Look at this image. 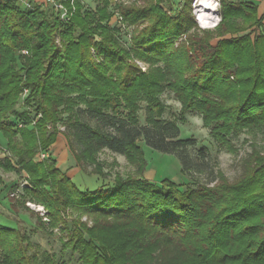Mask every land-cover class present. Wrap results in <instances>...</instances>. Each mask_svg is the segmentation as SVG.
<instances>
[{"label":"trees","instance_id":"16d2710c","mask_svg":"<svg viewBox=\"0 0 264 264\" xmlns=\"http://www.w3.org/2000/svg\"><path fill=\"white\" fill-rule=\"evenodd\" d=\"M122 1L116 9L135 27L132 45L140 57L162 61L164 71L142 73L119 47L118 30L103 24L111 17L110 0H102L97 16L84 10L80 0H67L68 23L35 0H29L30 7L22 0H0V132L19 171L31 180L26 192L47 210L55 228L68 229L70 206L95 218L93 229L76 222L65 244L81 251L83 264H130L133 253L146 250L151 255L159 248L173 256L172 264H264V153H253L245 174L234 183L222 177L215 187L185 191L170 180L155 184L142 176L146 160L137 144L142 132L136 116L139 101L145 99L148 125L160 139L149 145L181 160V151L195 141H166L180 131L175 123L160 119L165 107L159 95L165 87L175 93L183 113L202 115L222 147L232 151L230 136L244 129L264 131V14L258 18L257 7L242 1L220 0L222 19L215 30L189 34L197 27L193 0H183L178 16L171 15L176 0H141L142 5L129 6ZM182 36L185 41L176 46ZM93 48L104 63L93 60ZM23 50L28 54L20 55ZM25 88L29 94L24 110L18 111ZM81 103L107 128L83 121L82 109L75 110ZM123 105L129 110L127 120L116 115ZM67 111L69 118L63 122ZM12 118L28 127L17 128ZM60 134L77 160L92 159L106 148L140 163V177L117 179L112 187L80 189L55 160L43 157ZM17 135L21 142L14 143ZM0 164L7 170L14 167L10 159ZM25 243L18 228L0 224V264H32L35 258Z\"/></svg>","mask_w":264,"mask_h":264},{"label":"rangeland","instance_id":"374dc122","mask_svg":"<svg viewBox=\"0 0 264 264\" xmlns=\"http://www.w3.org/2000/svg\"><path fill=\"white\" fill-rule=\"evenodd\" d=\"M121 0H110L108 11L111 15L104 25L110 28H116V40L119 47L125 50L130 61L135 64L142 73L150 74L158 70H165L162 61H151L140 57L138 49L134 48L131 42L135 27L128 25L121 18L120 13L116 9V5ZM44 10L53 13H60L63 22L68 23L69 18L65 16V11L57 9L61 4L66 5L67 0H35ZM84 6V10L93 12L97 16V8L102 5V0H80ZM123 4L129 6L132 4L142 5L141 0H123ZM197 0H193L191 14L197 23V27L189 30V34L193 32L201 33L205 30L198 23L195 14ZM183 0H176L172 16L180 15L184 8ZM168 12L169 8L163 4ZM66 8V6H65ZM67 10V9H66ZM63 16V17H62ZM219 20L222 19L221 4L219 3ZM64 18V19H63ZM220 22V21H219ZM143 26H140L142 28ZM215 28V27H214ZM206 30H215L206 28ZM248 33V32H246ZM246 33H241L244 35ZM230 35L226 36L229 38ZM186 37L182 36L176 40V46ZM98 42L102 41V37H96ZM213 41V44H216ZM60 43V39L58 38ZM22 55V53H19ZM93 60L97 64L104 63L103 55L98 50H91ZM109 76L116 78L114 74ZM165 86L167 83L162 82ZM74 98H76L74 96ZM161 103L165 107V111L160 119L166 123H175L179 129V135L175 139L167 138V142L176 140L193 139L195 144L187 146L181 151L182 160L175 154H166L151 147V143L155 144L160 141L159 136L154 129L148 125V102L142 99L138 103L137 118L139 127L141 128L142 137L137 142L141 147L146 160L143 177L152 183L161 184L164 180H170L179 185L181 191L187 188L198 189L202 186L215 187L221 183L222 177L229 183H234L240 179L247 170V162L255 152L264 153V131L257 129H244L237 134L230 136L234 149L231 151L227 147H222L217 143L212 134L211 129L206 127L203 117L196 111L182 112L181 102L177 99L175 93L168 87H165L159 95ZM93 100L89 98V101ZM24 99L21 96L17 105L18 111H23L22 107ZM88 105L79 104L75 107L82 109L83 121L92 127H101L106 129L105 122L89 113ZM94 106L100 107L95 104ZM103 110L111 114V110ZM129 110L123 107L116 115L123 120L128 119ZM69 112L62 115L63 122L69 118ZM60 131L66 129L59 124ZM113 132L112 129H109ZM13 142H21V135L13 140ZM203 150V151H201ZM44 158L50 157L56 161V167L65 173L80 189L93 190L101 185L112 187L115 180H126L128 177H140V163L132 164L126 155L118 154L103 149L98 152L92 159L91 157L77 160L71 151L65 137L60 134L56 142L43 154ZM10 159L14 165L12 170L3 168L0 164V224L11 229L18 228L22 235L26 237V245L29 248V255L34 256L32 264H83L81 251H73L72 245L65 247L66 242L73 236L76 222L86 224L89 228H95V218L90 215L82 214L73 210L70 206L67 209L65 218L70 222L68 229L64 227H53L47 210L36 201L31 199V195L26 189L31 188V180L20 172V167L15 158L14 153L10 150L8 141L4 134L0 132V161ZM183 161L186 162L184 166ZM113 223V221H112ZM114 224V223H113ZM72 233V234H70ZM71 235V236H70ZM85 240L89 241L88 235H84ZM141 254V255H139ZM133 261L130 264H172L173 256L166 254L163 249L159 248L148 255V251L141 253H133ZM2 253L0 251V261ZM93 263V261H91ZM94 264V263H93ZM100 264V263H96ZM102 264V263H101ZM211 264V263H210Z\"/></svg>","mask_w":264,"mask_h":264},{"label":"bare ground","instance_id":"6f19581e","mask_svg":"<svg viewBox=\"0 0 264 264\" xmlns=\"http://www.w3.org/2000/svg\"><path fill=\"white\" fill-rule=\"evenodd\" d=\"M195 14L203 28H214L219 23V4L216 0H197Z\"/></svg>","mask_w":264,"mask_h":264},{"label":"built area","instance_id":"2783aa9c","mask_svg":"<svg viewBox=\"0 0 264 264\" xmlns=\"http://www.w3.org/2000/svg\"><path fill=\"white\" fill-rule=\"evenodd\" d=\"M22 2H23V5L25 6V7H30V2H29V0H22ZM216 2L219 4L220 3V0H216ZM61 9V10H64L65 11V16H67L68 17V12H67V10H66V8H65V6L63 5V4H61V5H59L58 7H57V9ZM63 17V16H62ZM64 19V18H63ZM199 23V22H198ZM218 25V24H217ZM21 53H22V55L24 56V55H27L28 54V51H26V50H23V51H21ZM28 94H29V90L27 89V88H25L24 89V92L22 93V97H23V99L25 100V98L28 96ZM38 117H41V115L39 114L38 115ZM12 121H13V123L15 124V126L17 127V128H19V129H24V128H27L28 126H27V124L24 122V121H22V120H20V119H18V118H12ZM44 157V156H43Z\"/></svg>","mask_w":264,"mask_h":264},{"label":"crops","instance_id":"0c3cea01","mask_svg":"<svg viewBox=\"0 0 264 264\" xmlns=\"http://www.w3.org/2000/svg\"><path fill=\"white\" fill-rule=\"evenodd\" d=\"M234 4H239L241 1L244 2L248 7H257L258 18L262 17L264 14V0H229ZM38 2H36L37 4ZM39 4V3H38ZM221 21V20H220ZM206 30V28H203ZM215 29V28H211Z\"/></svg>","mask_w":264,"mask_h":264}]
</instances>
